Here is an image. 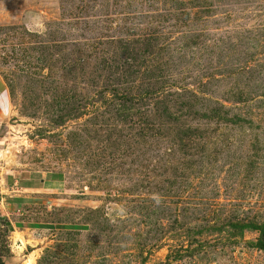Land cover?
Returning a JSON list of instances; mask_svg holds the SVG:
<instances>
[{"label": "rangeland", "instance_id": "374dc122", "mask_svg": "<svg viewBox=\"0 0 264 264\" xmlns=\"http://www.w3.org/2000/svg\"><path fill=\"white\" fill-rule=\"evenodd\" d=\"M0 80L1 254L264 264V0H0Z\"/></svg>", "mask_w": 264, "mask_h": 264}, {"label": "crops", "instance_id": "0c3cea01", "mask_svg": "<svg viewBox=\"0 0 264 264\" xmlns=\"http://www.w3.org/2000/svg\"><path fill=\"white\" fill-rule=\"evenodd\" d=\"M5 89L4 86L0 80V114H3L2 112V104L3 100L5 101ZM2 180L4 182V184L2 183ZM12 181L11 176H4L1 179V183L0 185H2L0 187V212L1 215H3L6 219L5 224H1V226H8L11 228L10 231L12 230H23V229H27L29 227H19L16 224H19L18 221H16V219L11 220L12 214H16V212H18L20 210L19 204L21 201H23V199L21 201L19 197H21L22 193V188L21 190L19 187H17L16 184V180H13V185L9 184ZM48 181H46V179H39L37 185L34 184V186L32 185H27L26 189H29V192H33V191H37V189L43 190V191H47V189H45V185ZM4 192H1L3 191ZM8 196L9 197V201H5V197ZM11 216V217H10ZM18 260V256L16 254H14L12 251L9 254H1L0 253V264H18L17 262Z\"/></svg>", "mask_w": 264, "mask_h": 264}, {"label": "trees", "instance_id": "16d2710c", "mask_svg": "<svg viewBox=\"0 0 264 264\" xmlns=\"http://www.w3.org/2000/svg\"><path fill=\"white\" fill-rule=\"evenodd\" d=\"M17 226H33V227H35L34 225H27V224H25V225H23V224H17ZM79 226H70V228H78ZM79 228H81V227H79ZM259 231H260V233H261V238L262 239H264V225H262V226H259ZM263 245V244H262Z\"/></svg>", "mask_w": 264, "mask_h": 264}]
</instances>
